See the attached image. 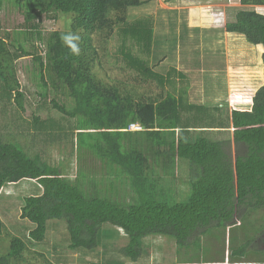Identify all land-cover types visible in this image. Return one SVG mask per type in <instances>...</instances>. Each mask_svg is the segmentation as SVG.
<instances>
[{
  "label": "trees",
  "instance_id": "1",
  "mask_svg": "<svg viewBox=\"0 0 264 264\" xmlns=\"http://www.w3.org/2000/svg\"><path fill=\"white\" fill-rule=\"evenodd\" d=\"M15 1L24 7L25 23L32 29H38L35 22L43 16L61 13L72 16L70 30L81 37L79 56L71 55L63 45L61 37L66 33L60 31L46 39L44 56L19 49L32 56L44 88L50 87L55 93L66 90L75 103L71 111L55 98L51 101L61 114L78 118L75 130H65L56 121L39 117L34 119L33 131L21 126V134L29 132L34 144L48 139L49 134L34 130H51L49 137L59 143L63 153L61 161L52 162L47 151L44 157L41 151L31 150L7 135L3 125L0 127V194L6 185L26 179L41 187L39 195L24 197L21 208V218L35 225L29 232L33 243H43L48 222L59 220L66 224L69 249L88 254L99 248L103 225L111 224L128 238L120 254L137 264L146 254L142 241L148 237L173 239L181 250L214 237L216 229L226 231L240 226L244 231V220L258 223L251 220V215L264 209V84L255 94L251 109H229L227 119L217 107L218 112L213 113L210 111L214 108L203 105L184 106L183 99L169 92L161 99H134L123 94L119 86L106 85L96 77L95 69L102 66L93 37L98 34L108 40L118 26L126 25L125 33L149 48L156 39L153 24L147 20L126 24L127 12L142 6L141 0ZM239 1L243 6L264 8V0ZM201 12L204 21L211 19L205 10ZM225 30L243 35L255 45L259 55L262 53L264 67L263 14L242 10L234 22L226 23ZM37 37L44 42L40 31ZM123 53L132 67L159 84H172L171 73L185 78L177 71L167 75L153 72L144 61ZM16 60L0 30V118L6 117L10 106L25 109ZM133 90L126 88L125 93ZM132 124L142 129L129 131ZM218 124L221 126H215ZM228 134L229 140L217 137ZM232 147L237 152L235 159ZM72 158H88V165L80 166L75 179L68 173ZM180 162L188 169V191L181 201L174 189ZM158 171L163 176H158ZM236 217L240 220L234 224ZM262 225L253 230L257 237L249 236L243 245L235 248L230 242L235 264L251 257L261 259L246 264H264ZM2 234L10 238V248L0 256V264H19L28 252L27 243L12 235L0 218ZM36 255L45 259L43 254ZM213 260L205 263L216 264Z\"/></svg>",
  "mask_w": 264,
  "mask_h": 264
},
{
  "label": "rangeland",
  "instance_id": "2",
  "mask_svg": "<svg viewBox=\"0 0 264 264\" xmlns=\"http://www.w3.org/2000/svg\"><path fill=\"white\" fill-rule=\"evenodd\" d=\"M141 1L142 6L130 8L127 12L126 24L137 20L151 22L155 30V42L147 48L144 43L125 33L126 25L118 26L108 40L96 34L93 42L102 67H97L95 73L100 81L106 85L119 86L123 94L132 95L134 99L139 100L161 99V96L165 97L168 92L176 94V98L183 99L184 106L217 107L221 110L220 115L226 119L229 109H251L255 94L264 84L262 53L259 55L260 51L255 45L250 44L245 36L227 33L225 25L234 22L236 15L242 10H255L264 15V8L243 6L239 0ZM203 10L210 15V20L204 21L203 16L200 17ZM195 13L198 14L199 19L195 18ZM216 20L219 22L217 23ZM39 21L35 22L38 24V29H32L25 23L23 6L17 5L15 0H1L0 30L5 34L13 54L17 57V71L26 98L24 111L10 106L6 117L0 118V127L2 128L3 125L7 135L20 140L23 145H29L31 150L41 151L44 157L47 151L52 162H59L63 153L59 143L52 142V138L49 137L51 130H34V133L37 131L45 135L49 133L46 136L48 139L39 144L31 142L33 137L29 132L24 131V136L21 134V126L29 127L33 131L32 124L36 117L42 121L52 119L65 130L68 128L75 130L78 122V118L68 117L52 107L51 101L55 98L59 104H65L72 111L75 103L65 93L67 91L59 89L58 94L50 87L44 88L32 56L19 50L22 47L24 51L34 56H44L45 41L52 32H72L70 30L72 16L51 13L43 16ZM37 31L41 32L44 42L38 39ZM77 34L79 35V32ZM123 52H128L134 58L144 61L153 72L167 75L168 72L177 71L182 72L185 78L171 73L169 80L173 81L172 84L167 82L159 84L152 76L145 74V77L132 67ZM126 88L128 91L134 90L125 93ZM219 93L222 97L218 96ZM213 96L215 99L212 98ZM217 108L210 112H218ZM187 114L183 115L187 116ZM138 127L139 125L129 131L140 130ZM217 137L230 139L229 134ZM75 144L72 142V146L75 147ZM231 149L235 159L237 152L235 148ZM87 159L72 158L68 168L70 178L75 179L78 170L81 169L80 166L88 165ZM94 162L100 164L97 159H94ZM179 166L181 167L177 171L174 186L177 200L183 199L188 191L187 166L181 162ZM156 170L159 168L157 167ZM158 172V176H163L161 171ZM40 192L41 187L36 182L26 179L17 184L6 185L0 194L1 220L12 235L20 237L28 245V252L19 264H133L120 254V250L128 243L127 236L124 232L119 233V229L111 224L103 225L99 236V248L88 254L69 249L70 237L66 224L59 220L48 222L46 240L43 243H33L29 239V232L35 228V225L21 218V208L24 197L39 195ZM239 220L236 217L234 224ZM251 220L258 223L244 220L246 227L244 231L240 226L226 231L216 229L214 237L203 238L201 244L198 241L196 245L181 250L173 239L148 237L142 241L146 254L137 264H181L192 261L204 264L211 258L215 259L212 262H217L216 264L223 262L235 264L231 260L232 247L236 245V248L248 242L249 236L257 237L253 230L261 224L264 225V209L253 213ZM231 241L234 242L233 246L230 244ZM9 248L10 238L2 234L0 256L6 255ZM37 253L43 254L45 259L36 255ZM257 259L261 258H246L239 264Z\"/></svg>",
  "mask_w": 264,
  "mask_h": 264
},
{
  "label": "clouds",
  "instance_id": "3",
  "mask_svg": "<svg viewBox=\"0 0 264 264\" xmlns=\"http://www.w3.org/2000/svg\"><path fill=\"white\" fill-rule=\"evenodd\" d=\"M61 40L63 45L66 46L73 56H79L81 54L80 40L81 37L73 32H68L62 35ZM133 125V124H132Z\"/></svg>",
  "mask_w": 264,
  "mask_h": 264
},
{
  "label": "built area",
  "instance_id": "4",
  "mask_svg": "<svg viewBox=\"0 0 264 264\" xmlns=\"http://www.w3.org/2000/svg\"><path fill=\"white\" fill-rule=\"evenodd\" d=\"M135 125H136V124H133V125H131V126H130V129H131V130H132V129H134V128H135ZM137 126H138V125H137ZM139 129L141 130V129H142V127H141V126H139ZM135 131H136V130H135Z\"/></svg>",
  "mask_w": 264,
  "mask_h": 264
},
{
  "label": "crops",
  "instance_id": "5",
  "mask_svg": "<svg viewBox=\"0 0 264 264\" xmlns=\"http://www.w3.org/2000/svg\"><path fill=\"white\" fill-rule=\"evenodd\" d=\"M218 96H219V97H222V95H221L220 93L218 94ZM212 98L215 99V96H213ZM216 98H218V97H216ZM216 102H218L217 99H216ZM209 108H215V107H209Z\"/></svg>",
  "mask_w": 264,
  "mask_h": 264
},
{
  "label": "bare ground",
  "instance_id": "6",
  "mask_svg": "<svg viewBox=\"0 0 264 264\" xmlns=\"http://www.w3.org/2000/svg\"><path fill=\"white\" fill-rule=\"evenodd\" d=\"M137 125H135V127H136ZM138 129H139V127H138ZM136 131H139V130H136Z\"/></svg>",
  "mask_w": 264,
  "mask_h": 264
}]
</instances>
